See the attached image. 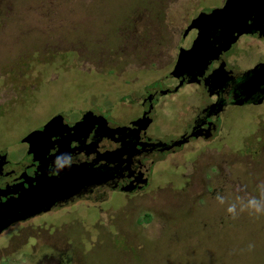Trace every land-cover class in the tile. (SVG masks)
Instances as JSON below:
<instances>
[{
    "label": "rangeland",
    "instance_id": "374dc122",
    "mask_svg": "<svg viewBox=\"0 0 264 264\" xmlns=\"http://www.w3.org/2000/svg\"><path fill=\"white\" fill-rule=\"evenodd\" d=\"M221 2L0 0V148L19 158L58 115L132 120L144 87L170 70L149 62L169 61L185 18ZM183 96L148 129L184 145L155 159L145 195L109 190L12 225L0 264H264V210L249 206L264 208V104L229 107L220 138L185 144Z\"/></svg>",
    "mask_w": 264,
    "mask_h": 264
},
{
    "label": "flooded vegetation",
    "instance_id": "af4514ba",
    "mask_svg": "<svg viewBox=\"0 0 264 264\" xmlns=\"http://www.w3.org/2000/svg\"><path fill=\"white\" fill-rule=\"evenodd\" d=\"M225 1L222 0L219 6L197 7L182 23L169 61L163 64L154 60L149 62L154 68L169 65L170 70L165 77L144 87L138 101L140 111L132 120L118 122L103 115L104 120L89 130H82L73 125L84 114L76 121H67L63 117L66 126L46 138L24 143L23 153L17 159H12L7 149L0 148V154L6 155L0 157V203L18 198L26 189L36 185L37 177L41 175L60 178L80 166L102 172V183H84L72 196L55 201L46 211L17 220L0 235L12 225L27 223L55 208L93 198L96 194H107L109 190L121 191L128 198L145 195L151 185L155 159L184 145H179L178 138L173 136L156 137L148 133L156 120L158 108L165 104L164 100L173 99L181 90L185 106L193 112L181 135L186 138L185 144L196 141L207 144L220 138L222 114L229 107L264 104L261 91L264 84L244 104H234L239 82L248 71L264 63V9L260 18L249 21L247 28L233 33L226 48L222 47L218 27L192 24L199 13L219 9ZM177 64H180V71L173 73ZM262 125L258 124L261 131L264 130ZM209 151L212 150L207 148L197 156ZM211 187L212 193H208L214 195L216 189ZM21 231L22 228L17 235Z\"/></svg>",
    "mask_w": 264,
    "mask_h": 264
},
{
    "label": "water",
    "instance_id": "95a60500",
    "mask_svg": "<svg viewBox=\"0 0 264 264\" xmlns=\"http://www.w3.org/2000/svg\"><path fill=\"white\" fill-rule=\"evenodd\" d=\"M242 1L226 0L219 9H214L209 13H199L192 24H202L203 27H209L210 25L218 27V32L223 42L222 47L226 48L229 46L233 33L247 28L249 21L257 20L262 15L264 0H245L244 3ZM179 66L180 64L175 65L173 73L180 71ZM263 84L264 63H261L248 71L247 75L239 82L236 95L234 96V104H244ZM261 91L264 93V88ZM261 101L262 99L259 100V102ZM104 119L103 115L88 111L73 126L80 127L82 130H89ZM64 124L63 116L53 117L45 125L28 134L25 141L30 143L36 139L46 138L61 126H66ZM122 128L133 129L132 127ZM40 132L44 134L38 137L37 133ZM1 156L4 157L6 155L0 154ZM41 176L37 177L36 185L26 189L18 198L9 200L6 203H0V232L17 220L26 219L35 213L50 209L55 201L72 196L86 182L93 185L102 183L101 171H95L84 166L77 167L60 178ZM62 193L66 194L61 196Z\"/></svg>",
    "mask_w": 264,
    "mask_h": 264
},
{
    "label": "clouds",
    "instance_id": "9594fccd",
    "mask_svg": "<svg viewBox=\"0 0 264 264\" xmlns=\"http://www.w3.org/2000/svg\"><path fill=\"white\" fill-rule=\"evenodd\" d=\"M249 206L254 208L256 212H260L262 210H264V208H262V206L260 205L259 202H257L256 200H251L249 201ZM229 212H233L234 211V207H230L228 209Z\"/></svg>",
    "mask_w": 264,
    "mask_h": 264
},
{
    "label": "snow or ice",
    "instance_id": "6c2138e0",
    "mask_svg": "<svg viewBox=\"0 0 264 264\" xmlns=\"http://www.w3.org/2000/svg\"><path fill=\"white\" fill-rule=\"evenodd\" d=\"M43 132H40V133H37V136L40 137V136H43Z\"/></svg>",
    "mask_w": 264,
    "mask_h": 264
},
{
    "label": "trees",
    "instance_id": "16d2710c",
    "mask_svg": "<svg viewBox=\"0 0 264 264\" xmlns=\"http://www.w3.org/2000/svg\"><path fill=\"white\" fill-rule=\"evenodd\" d=\"M149 219V217H147V219L145 218V220H148Z\"/></svg>",
    "mask_w": 264,
    "mask_h": 264
}]
</instances>
